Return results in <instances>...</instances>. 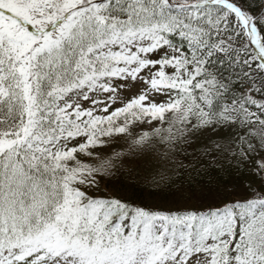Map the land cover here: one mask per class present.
<instances>
[{
    "label": "snow or ice",
    "instance_id": "1",
    "mask_svg": "<svg viewBox=\"0 0 264 264\" xmlns=\"http://www.w3.org/2000/svg\"><path fill=\"white\" fill-rule=\"evenodd\" d=\"M220 129L264 161V16L238 0H0V264H264V190L169 209L98 195L125 161L166 166Z\"/></svg>",
    "mask_w": 264,
    "mask_h": 264
},
{
    "label": "trees",
    "instance_id": "2",
    "mask_svg": "<svg viewBox=\"0 0 264 264\" xmlns=\"http://www.w3.org/2000/svg\"><path fill=\"white\" fill-rule=\"evenodd\" d=\"M238 3L257 17L264 16V0ZM250 110L259 114L258 109L250 106ZM221 130L223 134L216 142L201 138V130L173 145L166 166L151 163L143 172L128 170L124 162L112 170V175L100 180L99 188L130 205L161 209L197 207L201 201L206 206L208 200L219 197L242 200L251 192L264 190V169L260 168L261 162L256 164L255 152L242 156V142L229 129ZM215 144L222 145L225 151L215 148ZM229 148L231 151H227Z\"/></svg>",
    "mask_w": 264,
    "mask_h": 264
},
{
    "label": "rangeland",
    "instance_id": "3",
    "mask_svg": "<svg viewBox=\"0 0 264 264\" xmlns=\"http://www.w3.org/2000/svg\"><path fill=\"white\" fill-rule=\"evenodd\" d=\"M137 93V89L133 87V85L131 83H129L127 85V87H123L121 86L120 89L118 90L117 93H115L114 95L117 97V99L113 102V101H107L109 103H112V107L113 108H119L124 106V104L133 96H135ZM102 100H106V94H101L100 97ZM157 100L161 99L160 97L156 98ZM259 111V110H258ZM142 131H147L150 130L148 127L146 126H142L141 128ZM232 131L234 130H229V133L232 134ZM223 130H218L217 132H204L202 130V132H200V137L203 139H207L210 142H216L217 138H220V136L223 134L222 133ZM117 151L123 152L126 151V146L124 145V141L123 140H116L113 142V144L111 146H109L106 150H105V154H112L115 153ZM255 158H256V164L261 162L262 160L260 158V156L256 153H254ZM126 164L128 165V170L129 169H138V170H143L144 172V168H150L152 165H150L151 163L156 164V163H160V161H158L155 157L151 158L150 160L146 161L145 158L143 156L138 158V162L137 161H125ZM99 193L98 195L100 196H107L109 197L110 194L109 193H105L103 192V189L99 188Z\"/></svg>",
    "mask_w": 264,
    "mask_h": 264
}]
</instances>
